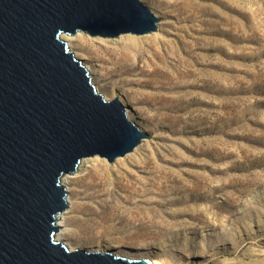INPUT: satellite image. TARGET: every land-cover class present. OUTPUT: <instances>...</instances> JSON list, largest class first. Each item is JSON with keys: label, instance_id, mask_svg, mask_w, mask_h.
<instances>
[{"label": "rangeland", "instance_id": "374dc122", "mask_svg": "<svg viewBox=\"0 0 264 264\" xmlns=\"http://www.w3.org/2000/svg\"><path fill=\"white\" fill-rule=\"evenodd\" d=\"M142 2L160 20L152 34L176 46L179 70L162 43V62L150 66L142 40L152 34L123 35L140 44L131 65L107 61V51L120 53L118 38L73 37L103 98L127 102L148 135L126 157L98 159L72 180L73 250L264 264V0L194 2L189 16L185 0Z\"/></svg>", "mask_w": 264, "mask_h": 264}, {"label": "water", "instance_id": "95a60500", "mask_svg": "<svg viewBox=\"0 0 264 264\" xmlns=\"http://www.w3.org/2000/svg\"><path fill=\"white\" fill-rule=\"evenodd\" d=\"M130 16L136 23L119 22ZM159 22L141 0H0V264H154L70 250L55 236L62 176L95 156L112 164L148 139L116 96L96 92L60 36H145Z\"/></svg>", "mask_w": 264, "mask_h": 264}, {"label": "bare ground", "instance_id": "6f19581e", "mask_svg": "<svg viewBox=\"0 0 264 264\" xmlns=\"http://www.w3.org/2000/svg\"><path fill=\"white\" fill-rule=\"evenodd\" d=\"M142 1V0H141ZM206 0H185V2L183 3V7L182 10L184 11V13L186 12V14L189 16L191 14L190 8L193 7L194 5V2H199V3H202ZM208 1V0H207ZM193 3V4H192ZM171 8H173V10H175V6L174 4L171 6ZM153 9V8H152ZM151 10V9H150ZM152 11V10H151ZM153 13V12H152ZM159 13H162L161 11ZM154 14V13H153ZM155 15V14H154ZM156 16V15H155ZM157 17V16H156ZM82 35L84 36H88L86 34H83L81 32H78L76 33L75 35L73 36H67V35H61L60 36V39L67 42L68 44V48L69 50L74 54V52L76 53H80L79 50H75V46L73 45V41H75V39L79 42L83 41L82 38ZM73 37H75V39H73ZM92 38V37H91ZM96 38H99V37H96ZM118 40H121L122 42L120 43V45L118 46V48L120 47V53H116L115 51H111V52H108L106 53V56H107V61L110 62V63H115L117 62L118 60L122 59L124 60L125 62H128V64H132L133 63V58L135 57L136 58V51H137V47L138 45L140 46L139 44V41L136 40V39H132L130 37H127V36H119L117 37ZM146 39L145 40H142L143 43L144 41L145 44L148 43V50L149 51H144L143 55H144V58L148 57L147 54L150 55V60H149V64L150 62L152 63V59L153 60H160V63L162 62V56L160 55V53L158 52V50H160L157 45H160L162 43V41L159 39L158 35H155V34H152L151 37H145ZM103 39V38H101ZM116 39V38H113V40ZM97 40V39H96ZM119 42V41H118ZM173 41H165L162 43V45L164 46V49L168 50L170 52V55L173 57L172 60H173V64H172V70L174 68L175 71L179 70L176 69L177 68V63L178 61L180 60L178 56H173V52L175 51L176 49V46L172 45ZM92 44V43H91ZM153 44V46H152ZM151 47V48H150ZM106 51V49H104V52ZM115 52V53H114ZM176 52V51H175ZM175 54V53H174ZM74 56L76 57V55L74 54ZM133 57V58H132ZM78 59V58H77ZM183 60H185L184 57H182ZM82 60V59H81ZM83 61V60H82ZM121 61V60H120ZM119 61V62H120ZM122 62V61H121ZM83 63V66L87 69L88 71V74H89V77H90V80L92 82V84L94 85L95 87V90L98 94H101V86L100 85H97L96 84V81L97 79L95 78V75H94V68L92 65H89L88 63H85V62H82ZM150 66H152V64H150ZM174 66V67H173ZM142 70V69H141ZM144 70H145V66H144ZM143 72V71H141ZM186 73V72H184ZM188 73V71H187ZM116 96V98L120 99L118 95H114V97ZM121 100V99H120ZM119 100V101H120ZM124 108H125V112H126V115H127V118L128 120L131 122V123H135L134 125L141 131V130H145L142 126H140L139 124L136 123V118L137 117H134V115H131V107L128 105L127 102H124ZM139 125V126H138ZM143 132V131H141ZM144 133V132H143ZM128 155V154H127ZM127 155H125L124 157H126ZM124 157H121V158H124ZM98 159H102V160H105L103 158H100L98 156H95V157H92V158H87V159H83L81 160L79 166L77 167V170L75 173L71 174V175H64L62 176L61 178V185L64 186L65 190H66V209L58 216L59 220L57 221L56 225L58 227H60L58 233L56 234L55 238L57 241H60V242H63L66 246H68L70 248V250H73L74 248V244L72 242V240H70V235H71V228L70 226L68 225L69 223V220H70V217H71V213H72V210L73 208L75 207V204H74V201H72L71 197L69 196L70 194V191H71V188H72V180H74L79 174V173H82L84 172L85 170H87L90 165H92V162L95 164ZM120 159V158H118ZM117 160V159H116ZM115 160V161H116ZM93 164V165H94ZM122 176V175H120ZM101 180L103 179V177H100ZM127 178H128V174H127ZM123 179V178H122ZM126 179V178H125ZM99 180V181H101ZM99 183L102 185L101 182H98L96 185H99ZM197 185V184H196ZM196 187V186H195ZM198 187V185H197ZM126 189H128V184H126ZM232 244V243H231ZM194 256H198V255H194ZM119 257V256H118ZM139 257L141 258H147L148 255L146 254H142V255H139ZM200 257V256H199ZM204 257V256H202ZM206 259H203L205 260L204 262H206L207 260V257H205ZM212 258V257H211ZM150 262L154 263V264H160L158 263L157 261L153 260V259H150L149 260Z\"/></svg>", "mask_w": 264, "mask_h": 264}, {"label": "snow or ice", "instance_id": "6c2138e0", "mask_svg": "<svg viewBox=\"0 0 264 264\" xmlns=\"http://www.w3.org/2000/svg\"><path fill=\"white\" fill-rule=\"evenodd\" d=\"M113 22L110 18L108 19H105V18H101L98 23H101V24H106V23H111ZM119 22H123V23H128V24H134L136 23L135 19L133 17H129L126 21H119Z\"/></svg>", "mask_w": 264, "mask_h": 264}]
</instances>
